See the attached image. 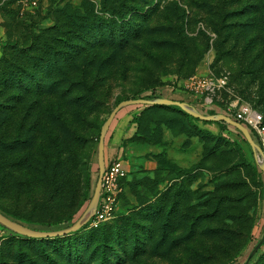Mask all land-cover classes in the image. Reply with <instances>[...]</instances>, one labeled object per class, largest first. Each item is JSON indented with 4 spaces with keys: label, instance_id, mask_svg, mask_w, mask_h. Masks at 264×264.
Listing matches in <instances>:
<instances>
[{
    "label": "rangeland",
    "instance_id": "1",
    "mask_svg": "<svg viewBox=\"0 0 264 264\" xmlns=\"http://www.w3.org/2000/svg\"><path fill=\"white\" fill-rule=\"evenodd\" d=\"M136 94L264 116V0H0V212L72 225L100 128ZM104 139L105 162L127 171L110 219L44 239L0 224V264H264V241L248 259L264 233L261 157L240 131L130 104Z\"/></svg>",
    "mask_w": 264,
    "mask_h": 264
},
{
    "label": "water",
    "instance_id": "2",
    "mask_svg": "<svg viewBox=\"0 0 264 264\" xmlns=\"http://www.w3.org/2000/svg\"><path fill=\"white\" fill-rule=\"evenodd\" d=\"M130 104H143V105H149L151 104H157L161 106H178L181 110H183L186 114L190 115L193 118H198L203 121H212V122H223L225 124L231 125L234 128H236L238 131L244 135L246 141L251 147V150L255 153L257 151L261 157V160L257 159L258 167L260 168L261 172L263 173L264 177V153L262 149L254 142L252 136L250 135L249 130L243 126L241 123H238L234 121L230 116L223 114V113H216V114H202L200 113L196 108L191 107L185 102L175 100V99H169L164 97H155L150 99L145 98H133L129 97V99H125L120 101L117 105H115L111 111L108 113L106 120L102 124L98 136V147H97V161H98V176L96 179L95 188L93 191V194L91 195L86 210L82 213V215L74 222L72 225L66 227L65 229L61 230H35L29 227H26L25 225H21L18 222L10 219L6 215H4L2 212H0V224L2 226L8 227L16 231L17 233L24 235L29 238H44V237H56V236H64L70 232L77 231L82 226H84L92 216H94L96 208H97V202L100 195L101 190V176L104 171L105 167V160H104V144H105V135L107 133V130L112 122V120L115 117V114L124 107L129 106ZM264 241V233L263 236L259 239V241L256 243V246L251 251V253L248 256V259H250L254 253L262 246V243Z\"/></svg>",
    "mask_w": 264,
    "mask_h": 264
},
{
    "label": "built area",
    "instance_id": "3",
    "mask_svg": "<svg viewBox=\"0 0 264 264\" xmlns=\"http://www.w3.org/2000/svg\"><path fill=\"white\" fill-rule=\"evenodd\" d=\"M18 1L34 3L35 0ZM222 83L224 82H221L219 86H222ZM223 114L230 116L234 121L245 126L249 132L256 135L264 148V116L262 113H258L246 104H241L238 108L233 104H228L223 110ZM126 175L127 171L121 160L114 159L105 162L104 171L101 176L98 205L94 216L88 221L89 224L96 226L110 219L118 195L122 191L123 180Z\"/></svg>",
    "mask_w": 264,
    "mask_h": 264
},
{
    "label": "trees",
    "instance_id": "4",
    "mask_svg": "<svg viewBox=\"0 0 264 264\" xmlns=\"http://www.w3.org/2000/svg\"><path fill=\"white\" fill-rule=\"evenodd\" d=\"M135 97H139V94H136L133 98H135ZM151 106H161V105H157V104H151ZM151 106H149V107H151ZM162 107H170V108H173V107H175V106H162ZM209 114H216L215 112H213V111H211V112H209ZM191 117V116H190ZM205 123H208V122H212V121H204ZM215 124H225V123H223V122H220V121H217V122H214ZM227 125V124H226ZM125 179V178H124ZM124 181V180H123ZM57 187H58V193L60 194V193H62L63 192V190H64V188H65V185H64V183H62V181H60L59 182V184H57ZM0 210L4 213V214H6L7 216H10L9 214H7L5 211H3L1 208H0ZM11 217V216H10ZM101 224V223H100ZM40 227L42 228L41 230H44V229H52L53 227H52V225H50V224H48V223H44V224H41L40 225ZM69 234H71V233H69ZM64 236H66V235H64ZM64 236H56V237H44V238H58V237H64ZM27 238H29V237H27ZM44 238H41V239H44ZM31 239H38V238H31ZM258 242V240L256 241V243Z\"/></svg>",
    "mask_w": 264,
    "mask_h": 264
},
{
    "label": "crops",
    "instance_id": "5",
    "mask_svg": "<svg viewBox=\"0 0 264 264\" xmlns=\"http://www.w3.org/2000/svg\"><path fill=\"white\" fill-rule=\"evenodd\" d=\"M113 143L116 144V141H112ZM107 144V141L105 142V145ZM116 150H117V147L116 146H113V147H110L109 150H108V154H114L116 153Z\"/></svg>",
    "mask_w": 264,
    "mask_h": 264
}]
</instances>
